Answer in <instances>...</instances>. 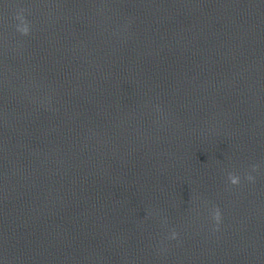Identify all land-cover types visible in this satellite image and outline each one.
<instances>
[{
	"label": "clouds",
	"instance_id": "clouds-1",
	"mask_svg": "<svg viewBox=\"0 0 264 264\" xmlns=\"http://www.w3.org/2000/svg\"><path fill=\"white\" fill-rule=\"evenodd\" d=\"M18 19H21V21L23 22V16H18ZM18 31L23 34V35H28L29 33V27L27 26V23H24V26L19 27ZM259 168V165H253L252 169L253 171H256ZM246 179L249 181H254L255 177H253L252 175H247ZM228 180L230 182V184L232 185H239L240 184V177L238 175H236L235 173H228ZM221 212L220 209L218 207L214 208V210L212 211V219L216 222L217 225H219L220 221H221ZM177 233L175 231H173L171 233V239H176L177 238Z\"/></svg>",
	"mask_w": 264,
	"mask_h": 264
}]
</instances>
